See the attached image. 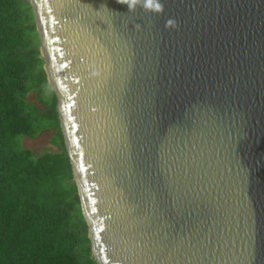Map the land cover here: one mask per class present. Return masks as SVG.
<instances>
[{
    "label": "water",
    "instance_id": "95a60500",
    "mask_svg": "<svg viewBox=\"0 0 264 264\" xmlns=\"http://www.w3.org/2000/svg\"><path fill=\"white\" fill-rule=\"evenodd\" d=\"M146 2L30 0L92 255L264 264V0Z\"/></svg>",
    "mask_w": 264,
    "mask_h": 264
},
{
    "label": "trees",
    "instance_id": "16d2710c",
    "mask_svg": "<svg viewBox=\"0 0 264 264\" xmlns=\"http://www.w3.org/2000/svg\"><path fill=\"white\" fill-rule=\"evenodd\" d=\"M44 66L30 0H0V264H98ZM45 131L36 159L21 140Z\"/></svg>",
    "mask_w": 264,
    "mask_h": 264
},
{
    "label": "rangeland",
    "instance_id": "374dc122",
    "mask_svg": "<svg viewBox=\"0 0 264 264\" xmlns=\"http://www.w3.org/2000/svg\"><path fill=\"white\" fill-rule=\"evenodd\" d=\"M52 91L51 86L48 87V92ZM29 101H34L33 97H30ZM55 133L52 131H45L39 134L35 139L24 138L21 140V145L24 149L32 151L34 157L37 159L46 154H56L59 149L52 144Z\"/></svg>",
    "mask_w": 264,
    "mask_h": 264
},
{
    "label": "clouds",
    "instance_id": "9594fccd",
    "mask_svg": "<svg viewBox=\"0 0 264 264\" xmlns=\"http://www.w3.org/2000/svg\"><path fill=\"white\" fill-rule=\"evenodd\" d=\"M145 7L149 8V9H153L154 11H161L162 10V5L158 2H153V0H147V2L145 3ZM169 24L174 23L173 21H168Z\"/></svg>",
    "mask_w": 264,
    "mask_h": 264
}]
</instances>
